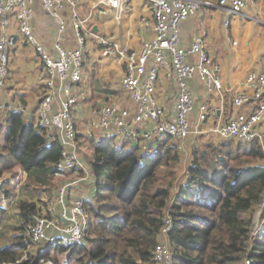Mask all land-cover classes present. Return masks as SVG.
Returning a JSON list of instances; mask_svg holds the SVG:
<instances>
[{"label":"trees","instance_id":"16d2710c","mask_svg":"<svg viewBox=\"0 0 264 264\" xmlns=\"http://www.w3.org/2000/svg\"><path fill=\"white\" fill-rule=\"evenodd\" d=\"M7 122L0 160L20 166L34 184L48 185L59 170L60 143L48 141L46 130L20 110L8 113ZM90 138L94 191L84 200L88 229L83 240L30 251L25 226L37 203L21 199L20 223L0 246V264H39L40 258L50 257V248L54 264H153L152 248L165 211L172 218V264H245V257L249 264H264V233L251 232L264 189V162L257 161L264 151L258 141L219 137L193 142L178 174L181 152L169 135H157L144 145L116 142L114 135ZM5 184L0 181V194L8 198ZM5 212L0 205V223ZM57 254H65L64 259Z\"/></svg>","mask_w":264,"mask_h":264},{"label":"built area","instance_id":"2783aa9c","mask_svg":"<svg viewBox=\"0 0 264 264\" xmlns=\"http://www.w3.org/2000/svg\"><path fill=\"white\" fill-rule=\"evenodd\" d=\"M152 11L153 34L138 49L122 47L112 36H98L103 55L112 56L125 64L121 77L122 86L129 91L135 103V111L130 117L127 108L113 103L102 104L95 109L96 120L92 123L97 130H111L120 139H136V127L142 123H151L150 132L143 133L144 138L154 135H169L183 141L192 131L191 114L196 109V121L204 122L210 112L205 102L195 106L193 93L188 80L196 75L209 90L219 91L222 82L218 73L219 66L204 49L202 40L196 38L189 46L181 44L180 25L190 15L196 13L204 0H148ZM254 0H216V4L226 13L225 24L232 16L247 15L244 9ZM80 0H40L42 8L57 21V38L54 41L55 54L50 53L37 39L33 27V0H0V85L4 83L9 70V52L15 44L13 34L5 32L11 18L14 17L18 33L24 42L32 45L41 60V72L46 77V89L36 111L35 124L46 130L48 141H58L61 145L60 158L56 167L65 172L83 169L77 151L76 129L71 110L77 101L73 85L81 80L83 51L89 28L87 21L92 9L80 17L75 10ZM129 0H98V13H119L128 7ZM69 9L70 26L74 31L76 45L72 48L62 46L68 22L60 14ZM144 20V19H143ZM188 55H196L195 61H189ZM149 61H152L149 64ZM162 66L166 77H172L176 83V95L172 111L159 103L155 95V84ZM246 85L250 91L237 93L233 97L236 106L250 104L249 110H240L231 115L224 123L214 125L211 131L219 137H231L244 142L257 140L264 151V128L256 125L264 119V65L260 71L246 75ZM21 108V107H17ZM12 110L0 100V111ZM92 135V130L89 132ZM87 173L68 179L56 195L45 204H37L36 212L25 226L31 245L44 247L49 243H76L83 240L88 229V214L84 206L85 198L74 196L70 200L66 191ZM264 209V189L258 205ZM172 227V218L165 211L158 239L152 248L153 264H172L168 231ZM258 232V231H257ZM245 264L249 259L245 257ZM45 264H53L49 259Z\"/></svg>","mask_w":264,"mask_h":264},{"label":"crops","instance_id":"0c3cea01","mask_svg":"<svg viewBox=\"0 0 264 264\" xmlns=\"http://www.w3.org/2000/svg\"><path fill=\"white\" fill-rule=\"evenodd\" d=\"M204 1L209 4H202L196 13L181 23V44L189 46L196 38L202 40L204 49L219 66L218 73L222 86L219 91H209L196 75L188 80L195 106L205 102L210 112L215 113V116H209L206 121L199 122L196 121L197 113L194 109L191 114L192 131L188 137L206 132L214 134L210 130L211 127L224 123L237 111L249 110L250 104L236 106L233 97L239 92L250 91L245 82L246 75L252 71L262 70L264 65V0H254L244 9L246 17L232 16L227 25L224 23L226 13L216 4V0ZM97 4L98 0H80L75 9L80 17L86 16L91 9L93 11L87 21L89 32L84 45L81 80L73 85L77 101L72 107L71 116L77 140L90 137L91 130V136L96 138L114 135L111 130L96 131L92 126L96 120L95 109L100 105L113 103L127 108L130 117L135 111V103L130 93L120 81L125 64L101 53L98 36H112L122 47L138 49L153 34L152 11L148 0H129L128 7L122 8L119 13H98ZM32 8L31 23L36 37L50 53L55 54L53 45L57 38V21L42 8L40 0H33ZM60 14L68 22L60 42L62 46L72 48L76 45V41L70 26L71 11L65 8ZM5 32L13 34L16 42L9 52L8 75L0 85V100L12 108L10 111H0L2 140L8 128V113L11 111L20 110L25 119L35 123L37 106L46 89V77L41 72V60L34 47L24 42L18 33L14 17L11 18ZM187 59L195 61L197 56L188 55ZM151 63L152 61H149V64ZM159 69L155 95L159 103L170 112L174 106L176 83L174 78L166 77L162 66ZM151 127V123L139 124L136 127L137 138L127 140L133 144L144 145L147 140L157 136L152 134L149 138H144L143 133L150 132ZM263 128L264 119L256 125L258 131H262ZM121 140L123 139L115 136L116 142ZM191 142L185 147L178 141L179 149H185L186 154H189ZM89 158L80 156L83 169H80L79 174L87 173L88 176L70 187L68 200L74 196L87 198L93 193Z\"/></svg>","mask_w":264,"mask_h":264},{"label":"rangeland","instance_id":"374dc122","mask_svg":"<svg viewBox=\"0 0 264 264\" xmlns=\"http://www.w3.org/2000/svg\"><path fill=\"white\" fill-rule=\"evenodd\" d=\"M97 135L98 133L96 136ZM91 140H93V138L91 139L90 137L79 138V140H77V151L79 153V157H91L93 148ZM220 140L221 138L217 137L216 135L206 132L202 134H196V136L187 137L183 141H178L180 145L186 147V145L188 146V143L191 141V143L197 142L198 144H202L210 141L216 142ZM1 144L2 138L0 139V145ZM180 152L181 160L177 164L178 174L183 170L189 159V154H186L185 149L180 150ZM9 161L10 160L5 157L2 161L0 160V181H5L7 183L4 185V187L11 193L10 197L8 198L1 197L3 195L0 194V205L6 208V212L4 213L0 223V246L10 240L11 236L16 231V226H18L20 223L17 208V202L19 200L23 199L28 201H36L37 204H45V202L49 201L54 195H56L63 183H65L68 179L80 175L79 172L81 171L79 169L78 171L65 172L59 169L52 175L48 185H36L30 179H27L26 172L24 173V170L20 166L10 165ZM257 161L264 162V158H257ZM66 194H68V190L66 191ZM251 232L254 236H260L264 233V214L259 206H256L253 214ZM29 249L30 251H35L37 249H43V247L30 245ZM54 252V249L50 248V257H47L46 259L40 258L39 264H45L47 259L53 262L52 256L54 255ZM57 255L60 259H64L65 254Z\"/></svg>","mask_w":264,"mask_h":264}]
</instances>
